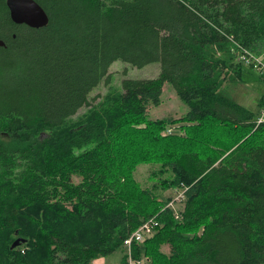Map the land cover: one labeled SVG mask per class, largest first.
Returning <instances> with one entry per match:
<instances>
[{"label":"trees","instance_id":"trees-1","mask_svg":"<svg viewBox=\"0 0 264 264\" xmlns=\"http://www.w3.org/2000/svg\"><path fill=\"white\" fill-rule=\"evenodd\" d=\"M35 1L45 28L0 0V264H93L154 216L135 261L264 264V121L234 99L264 83L235 45L264 50V0ZM118 60L161 73L91 97ZM167 83L188 112L153 120ZM140 165L157 166L151 188ZM182 186L177 220L159 190Z\"/></svg>","mask_w":264,"mask_h":264},{"label":"rangeland","instance_id":"rangeland-1","mask_svg":"<svg viewBox=\"0 0 264 264\" xmlns=\"http://www.w3.org/2000/svg\"><path fill=\"white\" fill-rule=\"evenodd\" d=\"M236 45V54L238 55V43L235 42ZM242 46V45H240ZM247 49L246 47L242 46ZM251 53L256 56H261L264 60V50L261 51L260 54H256L251 49H247ZM263 55V56H262ZM236 60L238 61V56H236ZM257 72V71H256ZM109 73L112 74V85H107L104 81L91 93V97L101 95L102 98L107 94L109 88H113L116 90L122 89V80L123 79H155L161 73V64L160 63H152L144 66L143 68L132 67L130 64L125 63L124 61L118 60L112 64L109 69ZM264 98V83L263 82H249L247 84H241L236 89V93L234 94V99L242 104L244 107L253 110L259 111L263 114L264 105L262 108H258V104L260 100ZM99 99L96 101L98 102ZM260 109V110H259ZM87 108H82L78 112L75 118L84 115L87 113ZM188 112V107L185 103L181 101L178 97L177 93L173 86L169 83L165 86V91L162 97V103L160 106L153 108L151 111V119H166V120H176L181 118ZM262 116V115H261ZM172 133L180 134L181 130L179 126H171L170 129ZM169 132V131H168ZM157 169V166L153 165H140L135 172L136 180L142 185L144 188H151L154 184V181L151 179L152 172ZM159 195L166 198H172L176 195L175 189H168L166 191L159 190ZM124 255L123 249L114 253L110 258V262H118L121 260ZM128 256V255H127ZM101 259V258H99ZM129 259V256H128ZM133 259V258H132ZM145 259V258H144ZM98 260V259H97ZM96 261V260H95ZM145 264H150L149 261L145 262Z\"/></svg>","mask_w":264,"mask_h":264},{"label":"built area","instance_id":"built-area-1","mask_svg":"<svg viewBox=\"0 0 264 264\" xmlns=\"http://www.w3.org/2000/svg\"><path fill=\"white\" fill-rule=\"evenodd\" d=\"M238 48H239L238 62L244 63L245 65H252L259 72L264 73V63L259 58L255 57L249 50L243 48L240 45H238ZM263 121H264V112L259 122H263ZM168 133H172L171 130H169ZM186 190L187 188L185 186L175 189L176 195L170 198V201L162 209V211L166 209H170L172 210L174 217L177 220H181L183 210H184L185 199H186V196H185ZM161 226L162 225L158 221L157 216L151 217L145 222H143L142 225L124 241L123 248H124L126 255L129 256V264H145V262L149 261L147 257H144L145 259L143 258L140 261L133 260L132 259V244L134 242L143 244L147 240L151 239L157 233L158 229Z\"/></svg>","mask_w":264,"mask_h":264},{"label":"water","instance_id":"water-1","mask_svg":"<svg viewBox=\"0 0 264 264\" xmlns=\"http://www.w3.org/2000/svg\"><path fill=\"white\" fill-rule=\"evenodd\" d=\"M6 6L11 21L16 25L41 29L50 23L47 11L35 0H6ZM4 45V41L0 40V46ZM22 242V239L16 240L11 248L18 247Z\"/></svg>","mask_w":264,"mask_h":264},{"label":"crops","instance_id":"crops-1","mask_svg":"<svg viewBox=\"0 0 264 264\" xmlns=\"http://www.w3.org/2000/svg\"><path fill=\"white\" fill-rule=\"evenodd\" d=\"M110 257L98 259V260L94 261L93 264H120V261H118L117 263L116 262L111 263Z\"/></svg>","mask_w":264,"mask_h":264},{"label":"bare ground","instance_id":"bare-ground-1","mask_svg":"<svg viewBox=\"0 0 264 264\" xmlns=\"http://www.w3.org/2000/svg\"><path fill=\"white\" fill-rule=\"evenodd\" d=\"M253 54V53H252ZM255 57H257V58H259L263 63H264V60L262 59V57L261 56H256L255 54H253ZM264 55V54H263ZM262 55V56H263ZM241 64H243V65H245L244 63H241ZM246 66H252V65H246ZM253 68H254V66H253ZM254 70L255 71H257L258 73H260V74H264L263 72H259L257 69H255L254 68ZM261 123V122H260Z\"/></svg>","mask_w":264,"mask_h":264}]
</instances>
